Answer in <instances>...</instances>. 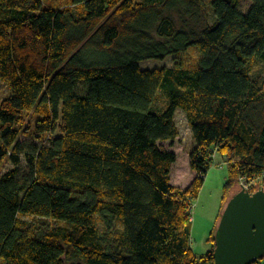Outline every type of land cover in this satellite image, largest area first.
I'll list each match as a JSON object with an SVG mask.
<instances>
[{
  "label": "trees",
  "instance_id": "trees-1",
  "mask_svg": "<svg viewBox=\"0 0 264 264\" xmlns=\"http://www.w3.org/2000/svg\"><path fill=\"white\" fill-rule=\"evenodd\" d=\"M245 1L0 0V170L15 167L0 178V264H214L218 226L198 257L192 211L215 155L222 209L243 179L264 188V79L251 74L264 0ZM190 48L195 68L140 66ZM179 108L195 143L187 189L162 145Z\"/></svg>",
  "mask_w": 264,
  "mask_h": 264
},
{
  "label": "rangeland",
  "instance_id": "rangeland-1",
  "mask_svg": "<svg viewBox=\"0 0 264 264\" xmlns=\"http://www.w3.org/2000/svg\"><path fill=\"white\" fill-rule=\"evenodd\" d=\"M71 0H45V6L51 8H61L66 6ZM249 0H246L243 5V10L247 11L249 6ZM200 54L196 48H190L187 53H183L178 57H168L165 60H148L140 63V66L143 70H155L162 69L165 67L172 68L176 60L183 61L184 64L192 69L197 66V60ZM253 76H262L264 79V64L260 62H255L251 70ZM85 86H80V91L84 92ZM11 95V90L0 82V102ZM162 104L163 99H160ZM164 105L159 106L162 108ZM167 107V106H166ZM155 112H160L154 108ZM176 122L179 128L180 135L174 142H166L162 145L168 151H173L177 154V162L173 165L171 172V181L172 184L178 186L182 189H187L194 179L196 178V173L192 171L190 166V154L193 148L195 147L193 134L189 122L186 118L185 112L183 109L179 108L176 111ZM25 126L20 128V137L19 140L26 146H29L35 141L29 136L24 134ZM59 135L58 133L56 134ZM214 158V157H213ZM15 167L10 161H8L0 170V178L4 176L6 172L14 170ZM18 174L17 177L21 178L23 175L28 173V165L25 159H22L21 165L17 168ZM228 166L224 162V159L220 155H215V161L210 167L206 178L204 186L200 192L199 198L194 203V208L192 211V247L195 254L198 257H205L208 255V252L212 250L213 245L209 241L212 233L215 230V227L218 226L219 222L218 217L220 213L224 211L223 198L224 186L228 180ZM242 182H248L246 179H243L237 188H241ZM252 183V190L264 189L263 187L254 188ZM242 189V188H241ZM235 191V190H234ZM253 193V192H252ZM231 196L229 197V199ZM229 199L226 201L225 206L229 202Z\"/></svg>",
  "mask_w": 264,
  "mask_h": 264
},
{
  "label": "water",
  "instance_id": "water-1",
  "mask_svg": "<svg viewBox=\"0 0 264 264\" xmlns=\"http://www.w3.org/2000/svg\"><path fill=\"white\" fill-rule=\"evenodd\" d=\"M214 264H253L264 258V189L232 194L217 231Z\"/></svg>",
  "mask_w": 264,
  "mask_h": 264
},
{
  "label": "built area",
  "instance_id": "built-area-1",
  "mask_svg": "<svg viewBox=\"0 0 264 264\" xmlns=\"http://www.w3.org/2000/svg\"><path fill=\"white\" fill-rule=\"evenodd\" d=\"M241 188L242 189H245L246 191H249L250 193H252L251 192V188H252V183H250V182H242V184H241Z\"/></svg>",
  "mask_w": 264,
  "mask_h": 264
}]
</instances>
